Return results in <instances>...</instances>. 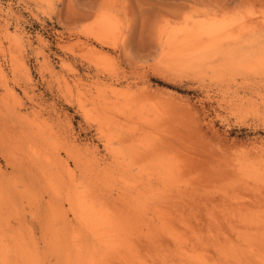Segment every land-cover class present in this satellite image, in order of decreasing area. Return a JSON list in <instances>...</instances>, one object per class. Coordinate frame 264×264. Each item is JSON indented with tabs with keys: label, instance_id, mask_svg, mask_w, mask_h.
<instances>
[{
	"label": "rangeland",
	"instance_id": "obj_1",
	"mask_svg": "<svg viewBox=\"0 0 264 264\" xmlns=\"http://www.w3.org/2000/svg\"><path fill=\"white\" fill-rule=\"evenodd\" d=\"M213 18L232 25L207 38L220 47L173 62L166 31ZM0 65L6 264H64L61 237L75 224L56 196L66 165L136 204L162 186L156 164L181 153L216 174L227 164L234 196L264 205V0H0ZM140 94L185 119L186 141L172 125L143 124Z\"/></svg>",
	"mask_w": 264,
	"mask_h": 264
},
{
	"label": "bare ground",
	"instance_id": "obj_2",
	"mask_svg": "<svg viewBox=\"0 0 264 264\" xmlns=\"http://www.w3.org/2000/svg\"><path fill=\"white\" fill-rule=\"evenodd\" d=\"M218 19H186L190 26L186 24L181 32L166 31L164 44L174 45L171 60H191L218 49L220 45H211L207 38L220 36L232 26L224 21L226 18ZM104 20L102 26L108 30L111 22ZM216 40L226 41L223 36ZM133 102L136 112L148 115L143 124L172 125L178 129V137L186 141L183 131L187 122L172 106L141 94ZM111 105L113 109L116 103ZM153 151L148 153H156ZM34 154L46 158L38 151ZM169 158L166 165L156 164L159 175L165 169L162 186L142 190L147 201L136 204L120 197L119 191H100L79 182L66 165L68 183L58 181L61 186L56 196L62 209L67 206L75 224L60 239L64 264H264V205L257 196L253 197L259 206L256 210L237 198L238 194L234 196V184L239 182L227 164L216 174L205 164L189 163L181 153ZM65 214L64 210L56 212L54 220L65 219ZM0 259L4 264L8 259L3 238Z\"/></svg>",
	"mask_w": 264,
	"mask_h": 264
}]
</instances>
